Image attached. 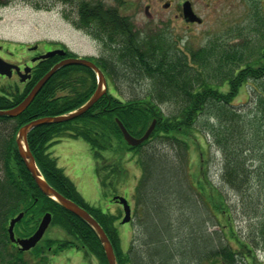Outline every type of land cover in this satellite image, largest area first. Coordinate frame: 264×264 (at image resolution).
<instances>
[{
	"label": "trees",
	"instance_id": "obj_1",
	"mask_svg": "<svg viewBox=\"0 0 264 264\" xmlns=\"http://www.w3.org/2000/svg\"><path fill=\"white\" fill-rule=\"evenodd\" d=\"M253 3H256L251 16L253 20L246 29L243 28L244 31H239L241 43L226 42L219 45L218 42L209 41L205 46L188 49L187 52L169 48L172 46L164 35L154 36L152 39L138 38L137 32L132 31L126 18L120 16L116 20V14L103 11L101 22L104 31L110 28L111 34L115 31L117 36L111 38L104 35L106 32H99L97 36L114 52L111 60L98 58L96 64L112 80L115 89H118L117 82L128 83L133 88L140 82L149 80L150 91L128 99L109 91L82 116L62 123L40 125L29 133V149L43 178L99 222L115 249L117 264H139L130 255L134 246L128 252H124L121 247L120 235L115 225L119 217L104 213L100 208L84 201L75 184L49 153L50 146L64 138L83 139L89 143L96 160L97 177L102 188L106 189L124 176L121 167L124 152L142 156V148L155 138L167 142L164 144L168 146L172 142L175 147H184L187 151L188 140L196 137V132L209 134L213 139L212 145L222 153V183L239 192L244 187L247 172V157L243 148L246 147L245 139L251 134L252 138L259 140L264 128V0H253ZM250 83L255 106L246 114L238 109L234 100L241 89ZM96 88L97 78L92 69L82 65L65 66L49 79L22 114L18 117H0V126L3 125L0 127V264H33L34 261L35 264H49V254L75 246L96 258L98 264H108L102 243L94 229L39 189L16 144V136L22 126L37 118L60 116L80 108L91 98ZM30 89L23 95L0 94V110L18 105ZM169 101L178 109L175 113L166 115L161 105ZM117 119L135 137H141L154 120L156 124L147 141L132 147L124 140ZM9 125L13 132L8 137L1 136L4 127ZM249 128L251 130L247 132ZM110 154H117L118 159L107 164L111 161ZM141 160L144 176L139 182L138 195L135 197L137 202L152 200L156 206L153 210L160 220L162 216H166L161 208L163 205L158 197L147 194V188L152 174L151 166L163 159L151 157L146 161L143 158ZM237 170L240 176L236 175ZM160 177H163L162 173ZM146 180L148 183H145ZM198 188L202 203L216 218L222 216V212L225 213L223 217L228 225L226 229L221 227L219 232H208L205 225L200 226V229L196 228L200 234L198 238L201 239L187 240L190 246L184 253H178L179 263L264 264L257 261L254 254V249L258 247L257 238L243 239L230 224L231 214L220 189L215 187L216 194H212L210 199L205 194L202 183ZM262 197L264 198V193ZM21 212L24 217L15 227L18 237L32 235L41 217L51 212L52 225L63 230L68 238L45 239L28 253L18 250L10 242L7 228L9 220ZM144 214L150 220L149 213ZM261 214L257 237L261 238L264 248V200ZM165 231L164 239L170 244L173 236L169 226ZM146 234L156 240L160 237L154 227L148 225V221ZM26 254L30 255L29 259L25 258ZM172 259L164 243L149 252L150 264H170Z\"/></svg>",
	"mask_w": 264,
	"mask_h": 264
},
{
	"label": "rangeland",
	"instance_id": "obj_2",
	"mask_svg": "<svg viewBox=\"0 0 264 264\" xmlns=\"http://www.w3.org/2000/svg\"><path fill=\"white\" fill-rule=\"evenodd\" d=\"M78 1L83 0H75V3ZM103 1L109 5L106 0ZM185 1L191 3L197 16L202 19L201 22L195 21L190 24L181 14L178 17L179 9L182 10ZM48 3V7H42L25 1L17 2L8 6L4 11H0V40L23 45L39 41L62 43L82 57L112 59L114 51L106 47L100 36L93 37L92 34L76 27L77 15L72 9V6L76 4L62 0L48 1ZM254 4L256 3H253V0H119L117 6L120 5L118 18L122 14L127 15L122 17L129 21L132 31L137 32L138 38L152 39L154 36L164 35L165 40L172 46L169 48L187 52L188 49L205 46L209 41L218 42L219 45L226 42L241 43L239 31H244L253 20L251 16L255 8ZM128 7L129 10H124ZM119 68H121L120 65ZM251 85L250 83L247 87H243L234 100L238 109L246 114L255 106ZM117 86L118 89H115L111 81L108 88L113 94L123 99L131 98L133 95H145L151 89L149 80H144L143 83L140 82L133 88H130L128 83L121 82H117ZM5 92L10 95L15 91L9 88ZM161 106L166 115H171L178 109L172 101ZM249 130L251 129L249 128L247 132H250ZM3 132L1 136L8 137L13 131L9 125L4 127ZM195 135L196 137L188 140L189 150L187 151L184 147L181 149L175 147L172 142L171 146H168L164 144L167 142L155 138L142 148V156L124 152L121 159L124 176L106 189L99 186L98 180H94L91 162L93 161L96 165L95 156L90 144L85 140L63 139L50 151L55 149L56 153L63 157L67 153L68 163L61 157L59 166L68 169L70 165L76 166L75 172L80 169L81 174L75 178L78 181L76 186L79 192L84 194L89 201L96 202L97 207L103 212L109 213L113 208L117 209L116 214L123 215V208L110 201L113 194L124 196L131 201L134 207L133 221L122 224L121 218L116 227L122 249L128 252L131 246H134L130 251L133 261L136 259L139 264H150V250L164 243L173 258L170 264H180L177 255L188 249L190 243L187 244L189 242L187 240L201 239L198 238L200 234L196 228L205 225L208 227V232H219L221 227L226 229L228 222L223 217L225 213L222 212V216L216 218L198 196L200 192L198 185L202 183L203 190L210 199L212 194H216L215 187L220 189L225 196L227 210L231 214L230 224L243 239L257 238L258 247L254 249V254L257 261L264 263V248L261 238L257 237L264 200L262 197L264 193V142L261 141L264 140V128H262V136L259 140L252 138L251 134L245 139L246 147L243 148L246 151L247 172L244 187L239 192L222 183L223 157L221 151L212 145V136L199 134V132ZM103 154L107 156L106 152ZM109 157L111 161L107 164L118 159L117 154L113 156L110 154ZM141 157L145 161L151 157L163 159L162 162L156 163L157 166H151L152 174L147 188V194L158 197L163 205L161 208L166 216H162L160 220L153 210L156 206L152 200L137 202V197H135L138 195L139 182L144 176V169L140 164ZM161 173L163 177H160ZM235 173L240 176L239 170ZM145 183H148V180ZM144 213H149L150 220L145 217ZM146 219L148 225L150 224L160 234L158 240L146 234ZM168 226L173 236L170 244L164 239L165 229ZM48 238L67 239L68 236L63 230L51 225L44 235V239ZM79 250L65 249L51 256L49 264H98L97 259L92 255H88L82 249ZM25 258L29 259L30 255L26 254ZM35 263L36 261L33 262Z\"/></svg>",
	"mask_w": 264,
	"mask_h": 264
},
{
	"label": "water",
	"instance_id": "obj_3",
	"mask_svg": "<svg viewBox=\"0 0 264 264\" xmlns=\"http://www.w3.org/2000/svg\"><path fill=\"white\" fill-rule=\"evenodd\" d=\"M184 16L187 20L190 22H201V19L195 15V13L192 10L191 3L189 1L184 3L183 6ZM55 54L64 55L63 50H56L52 52H48L46 55H44V58L52 57ZM5 62L0 59V68H5ZM67 65H82L85 67H88L92 69L96 75H97V88L94 92V94L91 96V98L80 108H78L75 111H72L70 113L55 116V117H43L36 120L31 121L30 123L26 124L25 126L21 127L18 131V135L16 138V144L18 147L19 154L21 158L23 159L28 171L31 173L33 179L35 180L37 186L39 189L48 197L51 199L57 201L61 206H63L65 209L69 210L70 212L74 213L81 219H83L85 222H87L96 232L98 235L108 264H117L116 255L114 252L113 245L111 244L110 239L108 238L107 234L105 233L104 229L101 227V225L97 222L96 219H94L88 211H86L83 207L79 206L74 201L64 197L62 194H60L57 190H55L52 186H50L41 176V173L39 169L37 168L35 158L33 154L31 153L28 145V135L29 133L36 128L37 126L44 125V124H52V123H62L66 121H71L73 119H76L83 114H85L87 111H89L93 105L106 93V80L104 77L103 72L99 69V67L96 66L95 63L84 59V58H68L63 60L62 62L56 64L51 70H49L33 87V89L30 91V93L25 97V99L18 104L16 107L8 110H0V117L1 116H8V117H17L20 114H22L29 105L33 102L35 97L38 95V93L41 91V89L44 87V85L49 81V79L62 67ZM5 70L0 69L1 74H5ZM117 123L120 127V130L123 134V137L125 141L130 146H138L142 144L145 140H147L152 131L155 128V122L152 123V125L147 129L145 134L140 137L136 138L132 136L125 126L122 124L121 121L117 120ZM114 200L118 201L124 208L125 217L122 220V223L130 222L131 220V207L124 197L116 196ZM24 214L20 213L16 217L12 218L9 222L8 227V233L10 241L18 244L20 250L22 251H29L30 249L34 248L38 242L43 238L45 232L47 231L48 227L50 226L52 222V214L46 213L37 230L28 238H16L14 228L16 224L23 218Z\"/></svg>",
	"mask_w": 264,
	"mask_h": 264
},
{
	"label": "flooded vegetation",
	"instance_id": "obj_4",
	"mask_svg": "<svg viewBox=\"0 0 264 264\" xmlns=\"http://www.w3.org/2000/svg\"><path fill=\"white\" fill-rule=\"evenodd\" d=\"M24 1L34 5H40L42 7H48V1L53 2V0H0V11H4L13 3ZM62 1L73 3V5L76 4V6H72V9L75 12L74 14L77 15L76 27L79 30L88 32L90 35L92 34L93 37H97L100 31H104L101 22L103 11H107L109 14H116L117 17L115 19L118 20L120 5L122 6V4L117 6V4H119V0H106L109 5H106L103 0H83L78 1L77 3H75V0ZM107 7L109 9H107ZM129 9V7L124 8V10ZM179 11L178 17L181 14L184 18L183 11L181 9H179ZM122 16L127 15L122 14ZM104 32H106L104 35H107L111 38L117 36L115 31H113V35L111 34L110 28ZM102 41L104 42L103 39ZM112 44H114V42H112ZM56 49H62L65 54H55L52 57L43 58L46 53ZM68 58L84 57L79 56L62 43L54 44L50 42L39 41L36 43L23 45L17 42L14 43L0 40V59L6 63V69L3 67L0 68L6 71L5 74L0 73V93L9 94L5 91L10 88L15 91L10 95L25 94L33 84L35 85L38 82V78H41L40 76L49 66L52 67ZM93 59L95 60V58Z\"/></svg>",
	"mask_w": 264,
	"mask_h": 264
},
{
	"label": "crops",
	"instance_id": "obj_5",
	"mask_svg": "<svg viewBox=\"0 0 264 264\" xmlns=\"http://www.w3.org/2000/svg\"><path fill=\"white\" fill-rule=\"evenodd\" d=\"M59 143H60V142H59ZM55 145H56V144H55ZM55 145H53V146H55ZM53 146H52V147H53ZM51 152H52L53 156L56 157L57 162H58V165L60 164V161H59V160H61V157L64 158V160L67 161V163H68L69 160L66 159V157H67V153L64 154V157H63L62 155L57 154L55 149H53ZM65 161H64V162H65ZM59 167H60V166H59ZM61 168H63L65 174L67 173L66 175L70 174V176L68 175L69 178H70V179L75 183V185H76V183H77L78 181H76L75 178L77 177V175L79 176V175L81 174V173H80V169H77V172H75V168H76V166H73V165H70V168H69V169L66 168V167H64V166H62ZM91 170L93 171L94 180L97 181L98 178H97V175H96V169H95V165H94L93 161L91 162ZM98 182H99V180H98ZM99 186H100V183H99ZM77 189H78V188H77ZM78 191H79V190H78ZM102 192H103V191H102ZM81 195L83 196L84 200H85L87 203H89V204H91V205H93V206H98V204H97L96 202L89 201V200L86 198V196H85L84 194L81 193ZM111 210L113 211V209H111Z\"/></svg>",
	"mask_w": 264,
	"mask_h": 264
}]
</instances>
